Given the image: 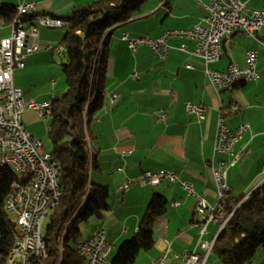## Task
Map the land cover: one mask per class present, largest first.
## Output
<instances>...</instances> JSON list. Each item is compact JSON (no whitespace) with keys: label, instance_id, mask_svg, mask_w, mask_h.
Returning a JSON list of instances; mask_svg holds the SVG:
<instances>
[{"label":"crops","instance_id":"crops-1","mask_svg":"<svg viewBox=\"0 0 264 264\" xmlns=\"http://www.w3.org/2000/svg\"><path fill=\"white\" fill-rule=\"evenodd\" d=\"M94 1L97 0H0V6L18 7L34 2L39 12L66 14L74 6ZM243 1L249 9H264V0ZM146 5L148 9L143 10L141 16L115 27L110 35L105 107L93 125L97 137L93 153L98 159V174L97 178L93 177V182L109 187L111 203L110 211L100 220L93 235L104 230L107 236L105 227L114 228L115 239L119 242L137 232L154 193L162 194L169 201L167 212L155 227L158 238L151 250L154 256L143 264L157 260L167 248L170 257L194 250L203 253L197 248L201 221L196 211V197L187 196L180 183L164 182L153 187L140 183L139 178L147 171L173 170L181 181L193 185L197 196L211 207L217 206L213 167L221 160H230L226 155L214 153L220 117H224L232 130L242 124L249 125L236 146L235 152L240 159L228 171L231 197L244 195L246 199L264 182V29L254 36L237 31L225 45L221 59L210 64V68L222 71L233 64L245 68L246 53L249 50L258 52V80L241 83L233 90L219 94L205 75V63L180 50L182 44L193 48L192 41L171 40L168 56L160 59L147 46L130 51L121 38L126 33L132 37L156 38L168 30L204 25L207 13L193 0H152ZM137 20L142 22L129 24ZM120 29L116 36L115 31ZM11 31L10 24L0 26V40L9 37ZM42 32L40 30L38 38L40 50L28 58L22 69L14 72V84L26 99L51 103L55 99V89H58L55 77L59 72L55 67L57 53L47 47L58 45L46 43ZM113 35L118 38L112 40ZM62 38L58 36L53 41ZM135 73L137 77L133 76ZM113 94L118 95L115 102L111 100ZM188 103L205 105V119L198 120L190 114L186 109ZM234 107L238 110L234 111ZM160 110L167 112L166 119L161 122L157 117ZM23 118L28 126L42 119L32 110L25 112ZM128 181L132 183L126 186ZM174 202L180 205L173 207ZM119 224L124 226L121 232L116 230ZM212 224L208 225L207 240L213 237L215 228ZM107 239L111 243L108 236ZM169 261L171 264L180 262L172 258Z\"/></svg>","mask_w":264,"mask_h":264},{"label":"built area","instance_id":"built-area-1","mask_svg":"<svg viewBox=\"0 0 264 264\" xmlns=\"http://www.w3.org/2000/svg\"><path fill=\"white\" fill-rule=\"evenodd\" d=\"M202 8L207 16L204 25H195L189 29L168 30L159 37L150 36L132 37L124 34L122 39L127 48L135 52L143 46L150 47L154 54L165 59L170 50L169 42L173 39L189 40L194 43L193 48L186 44L180 46V50L201 59L205 63V75L219 94L233 90V78H251V82L258 80L257 50H249L246 53V67L240 68L237 64L231 65L227 70H214L210 64L221 59L224 47L237 31H244L250 36L264 29V9H249L243 0H193ZM23 15L37 14L38 7L34 2L22 5ZM4 20L0 19V26ZM70 25L61 19L39 15L35 22L24 23L22 18L14 22L9 37L0 40V163L3 160H12L13 168H34L35 176L28 180H19L13 184L11 204L13 215L21 229V245L13 258H8L6 264H35L37 252H46V241L43 234H38V218H47L56 207L60 197L61 175L60 167L53 160L51 154L45 149L42 140L36 138L28 131L24 122V113L37 111L40 117L48 121L52 118L51 103L36 102L25 99L20 89L14 84V72L22 69L28 58L40 50L38 38L40 29H69ZM47 50L60 53V48L48 46ZM137 77V73L133 75ZM118 95L113 94L111 100L116 101ZM187 111L198 120H204L207 107L203 104L188 103ZM238 108L234 107V111ZM158 121H164L167 117L165 110L157 113ZM248 124H242L232 130L228 127L224 117H220L216 129L215 154H223L230 160H221L213 167V176L217 186L218 204L211 207L201 197L197 196L193 185L181 181L180 176L173 170H160L157 172H144L139 178L140 183L159 186L164 182L172 184L180 183L182 189L189 197L198 200L196 211L200 218L198 225L200 239L197 250L184 254H173L167 248L161 256L147 264H170L169 259L180 261L182 264H206L213 253L216 237L208 241V225L222 223L223 226L229 218L224 220V208L231 198V189L228 185V171L235 166L240 155L235 152L237 144L248 130ZM50 130V126H47ZM125 154V153H124ZM122 170V169H119ZM128 181L126 186L131 184ZM179 202L172 203L178 207ZM221 227V229L223 228ZM220 232V229H219ZM218 232V233H219ZM168 247L169 242L166 241ZM113 245L108 241L106 232L100 230L95 234L93 241H83L79 247V253L85 259V264H108L109 252ZM47 253V252H46Z\"/></svg>","mask_w":264,"mask_h":264},{"label":"trees","instance_id":"trees-1","mask_svg":"<svg viewBox=\"0 0 264 264\" xmlns=\"http://www.w3.org/2000/svg\"><path fill=\"white\" fill-rule=\"evenodd\" d=\"M152 0H97L88 5L74 6L66 14L38 12L22 16L24 23H34L39 15L66 21L70 27L60 41V54L67 58L61 64L66 80V92L52 102V118L48 151L59 165L62 195L49 213L44 239L49 256L43 264H85L79 253L81 226L90 219L102 220L110 211V191L106 185L93 182L98 169L92 143L96 140L93 125L105 107L110 35L113 29L137 17ZM18 17L17 7L0 6V19L10 24ZM111 31V32H110ZM110 32V33H109ZM17 173L0 169V264H6L18 233L16 219L7 209ZM169 201L154 193L135 236L125 241L111 264H134L142 252L155 246L154 231L165 215ZM223 226L218 233L213 254L222 264H254L260 250L264 264V182L245 199L231 197L224 208ZM223 228L221 229V227Z\"/></svg>","mask_w":264,"mask_h":264},{"label":"rangeland","instance_id":"rangeland-1","mask_svg":"<svg viewBox=\"0 0 264 264\" xmlns=\"http://www.w3.org/2000/svg\"><path fill=\"white\" fill-rule=\"evenodd\" d=\"M148 9V5H146L144 7L143 10H147ZM141 16V14L139 15ZM143 21H146V20H143ZM142 21L140 20H137V21H133L131 23H129L130 25H136L137 23H141ZM125 29V28H124ZM40 30H42V38L44 37L45 39V42L46 43H53L55 45H58V48L60 47V39L65 35V33L67 32V29L66 28H57V29H45V28H41ZM122 29L120 30H117L115 31V35L118 36L117 34L121 31ZM58 36H59V40L58 41H53V39L57 38L58 39ZM118 37H115L113 35V38L112 40L116 39ZM122 38V37H121ZM49 39H52L49 40ZM43 39H41L42 41ZM49 46H53L55 47L54 45H49ZM57 53V52H55ZM56 64H55V67L58 69V72H59V76L58 77H55V82L57 83L58 82V89H55V97H60L62 96L65 92H66V80H65V76L63 74V71H62V67L60 65V63L62 62H65L67 63V58L66 56L61 53L60 54H56ZM48 83L50 84V81H48ZM45 85V84H44ZM51 85H49L48 87H50ZM39 88V86H38ZM52 98V97H51ZM26 99V98H25ZM33 101H36V100H33ZM38 102V101H36ZM24 120V118H23ZM24 122V121H23ZM25 124V123H24ZM51 124V119H49L48 121H45L43 119H39V120H36L33 124H31L32 126H28L25 124L26 127H28V131L31 132V134H33L35 137H37L39 140H42L43 143H44V146H45V149L47 151H50L51 150V142H50V139H49V133H48V130H47V126L49 125L50 126ZM92 146H93V149L96 150V145L95 143L93 142L92 143ZM97 170H95L93 172V175H92V178L95 177L97 178ZM97 180V179H96ZM97 182V181H96ZM142 218V217H141ZM48 220H49V216L46 218V220L44 221V224H43V234L45 233V230H46V225L48 223ZM100 220L98 219H95V218H92L90 219L88 222L84 223L82 226H81V237H80V241L82 242L84 239L90 237L91 235H93L94 232L97 231V226L100 224ZM212 226H214V233H213V237L215 236L216 233H218V228H219V225L218 224H212ZM104 227V226H103ZM106 231H107V236L109 238V240L111 241V244H113L114 248L112 250V252L110 253V255L108 256V262H112V260L114 259V257L116 256V254L118 253V250L120 248V246L125 242V241H128V240H131L135 234H136V231L130 233L128 236L124 237L121 241L118 242V240L115 239V235H114V232H115V229L112 228L110 229L109 227H105ZM124 229V226L123 225H117L116 227V230H118V232L122 231ZM154 237H155V240L158 238V232H157V228L155 229V234H154ZM210 236V240L211 241V238H213ZM115 239V240H114ZM214 239V238H213ZM206 240H207V237H206ZM153 251V250H152ZM150 251V252H142L139 256V258L137 259V261L134 263V264H143L145 263L147 260H150L151 258H153L154 254H152L153 252ZM203 254V253H201ZM173 256V254H171V257ZM263 260V251L260 250L259 253H258V256H257V259L256 261L254 262V264H261ZM180 262H178L179 264ZM171 264V263H170ZM173 264H177L176 262L173 263ZM206 264H222L218 259L217 257L212 253L210 255V257L208 258L207 260V263Z\"/></svg>","mask_w":264,"mask_h":264},{"label":"bare ground","instance_id":"bare-ground-1","mask_svg":"<svg viewBox=\"0 0 264 264\" xmlns=\"http://www.w3.org/2000/svg\"><path fill=\"white\" fill-rule=\"evenodd\" d=\"M17 12H18V17L16 19H14V21L12 23H10L11 27L13 28L14 26V22H19L22 18L23 15V8L22 5L17 7ZM5 24V22L3 23V25ZM246 83V82H251V78H233V85H239L241 83ZM1 168H8L11 169L12 171H14L15 173L18 174V176L20 177V180H28L29 177H34L35 176V169L34 168H24V169H19V168H13V161L12 160H3L2 163H0V169ZM60 175L62 176V172L60 169ZM62 195V189H60V197ZM57 201L56 206L58 205L59 199ZM6 209L8 211V213L14 217L13 215V206L11 204V197L8 198L7 200V205H6ZM15 218V217H14ZM46 220V218H38V234H43V224L44 221ZM16 225L18 227V233L15 237V243L14 246L12 247L9 257L8 258H13L14 255H16V253L19 250V247L21 245V229L18 225V222L16 221ZM63 238H64V233L61 235V239H60V257L58 259V261L56 262V264H61L62 259H63ZM93 238H95V234L86 239V241H93ZM47 252V253H46ZM46 252H37L35 255V264H43L44 261L48 258L49 253H48V249H47V244H46ZM112 251L109 252V255ZM108 264H111L110 262H108Z\"/></svg>","mask_w":264,"mask_h":264},{"label":"water","instance_id":"water-1","mask_svg":"<svg viewBox=\"0 0 264 264\" xmlns=\"http://www.w3.org/2000/svg\"><path fill=\"white\" fill-rule=\"evenodd\" d=\"M110 32H111V31H110ZM110 32H109V33H110Z\"/></svg>","mask_w":264,"mask_h":264}]
</instances>
